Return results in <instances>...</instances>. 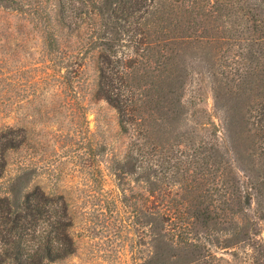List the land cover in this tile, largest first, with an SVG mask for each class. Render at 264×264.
Here are the masks:
<instances>
[{
	"label": "trees",
	"instance_id": "1",
	"mask_svg": "<svg viewBox=\"0 0 264 264\" xmlns=\"http://www.w3.org/2000/svg\"><path fill=\"white\" fill-rule=\"evenodd\" d=\"M0 6L35 27L71 93L93 68V100L129 139L108 168L120 205L97 214L110 228L130 213L134 264H264V0ZM17 134L2 130L3 157L20 149ZM32 180L19 172L0 197V264H64L78 252L70 201L40 186L23 194Z\"/></svg>",
	"mask_w": 264,
	"mask_h": 264
},
{
	"label": "rangeland",
	"instance_id": "2",
	"mask_svg": "<svg viewBox=\"0 0 264 264\" xmlns=\"http://www.w3.org/2000/svg\"><path fill=\"white\" fill-rule=\"evenodd\" d=\"M49 59L35 27L0 6V135L15 128L21 142L16 153L3 157L0 150V197L11 177L31 171L23 194L40 186L73 207L78 252L64 264H134L139 238L130 213L122 210L125 223L110 228L97 214L101 203L120 205L108 168L127 153L129 139L120 135L115 111L93 100V68H85L75 95L58 82ZM205 87L208 108L213 105L208 80ZM142 250L146 255L147 248Z\"/></svg>",
	"mask_w": 264,
	"mask_h": 264
}]
</instances>
